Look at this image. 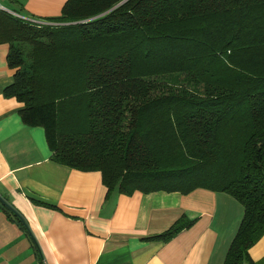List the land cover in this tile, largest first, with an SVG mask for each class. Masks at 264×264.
<instances>
[{"label":"trees","instance_id":"16d2710c","mask_svg":"<svg viewBox=\"0 0 264 264\" xmlns=\"http://www.w3.org/2000/svg\"><path fill=\"white\" fill-rule=\"evenodd\" d=\"M0 45L13 69L2 94L42 128L51 161L98 171L105 198L227 194L242 214L222 264H258L247 249L264 232V0H65L40 19L0 9Z\"/></svg>","mask_w":264,"mask_h":264},{"label":"crops","instance_id":"0c3cea01","mask_svg":"<svg viewBox=\"0 0 264 264\" xmlns=\"http://www.w3.org/2000/svg\"><path fill=\"white\" fill-rule=\"evenodd\" d=\"M64 1L0 3L7 2L5 7L21 17L40 19L57 16ZM6 52L0 45V197L25 221L42 264H222L242 214L237 201L202 188L186 194L113 192L105 198L100 173L51 161L42 128L23 124L18 116L21 103L3 96L13 74ZM181 215L192 221L189 227L165 242L147 239ZM20 234L24 236L0 210V264H35L31 243L25 240L22 247L17 242ZM247 254L264 264V232Z\"/></svg>","mask_w":264,"mask_h":264},{"label":"water","instance_id":"95a60500","mask_svg":"<svg viewBox=\"0 0 264 264\" xmlns=\"http://www.w3.org/2000/svg\"><path fill=\"white\" fill-rule=\"evenodd\" d=\"M0 210L6 212V214L8 215L9 219L16 225L18 226V223L15 219V214L14 211L12 210L11 206L9 204H7V202L5 200H3L0 197ZM22 231V230H21ZM25 235V237L27 238V240L30 242L28 236L26 235V231H22ZM31 243V242H30ZM32 250H33V254H34V258H35V264H39L38 262V256L39 253L38 251L33 247V245L31 244Z\"/></svg>","mask_w":264,"mask_h":264},{"label":"rangeland","instance_id":"374dc122","mask_svg":"<svg viewBox=\"0 0 264 264\" xmlns=\"http://www.w3.org/2000/svg\"><path fill=\"white\" fill-rule=\"evenodd\" d=\"M8 5V3L7 2H5V5ZM0 5L2 6V7H4L5 9H7L6 7H5V5H2V3H0ZM9 6V5H8ZM8 226V225H7ZM12 233L15 235V236H17V234H18V232H17V230H15V228H12ZM22 234L24 235V233L22 232ZM21 235V234H20ZM25 239H24V238ZM22 237V235L20 236V239L17 241L18 243L20 242V244H21V246L23 247V246H26L27 245V242L25 241V240H27V238L25 237V235ZM28 241V240H27ZM24 258L22 259V262H24Z\"/></svg>","mask_w":264,"mask_h":264},{"label":"built area","instance_id":"2783aa9c","mask_svg":"<svg viewBox=\"0 0 264 264\" xmlns=\"http://www.w3.org/2000/svg\"><path fill=\"white\" fill-rule=\"evenodd\" d=\"M0 9H4V10H5V8L2 7L1 5H0ZM10 13H12V14L15 15V16H19V15H17V14H14L13 12H10Z\"/></svg>","mask_w":264,"mask_h":264}]
</instances>
